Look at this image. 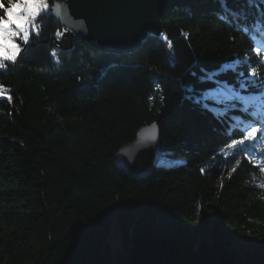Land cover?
I'll use <instances>...</instances> for the list:
<instances>
[{
	"label": "trees",
	"instance_id": "16d2710c",
	"mask_svg": "<svg viewBox=\"0 0 264 264\" xmlns=\"http://www.w3.org/2000/svg\"><path fill=\"white\" fill-rule=\"evenodd\" d=\"M52 1L0 70V264H264L263 149L227 147L259 123L250 113L264 118V88L239 87L252 67L264 75L251 27L264 0L181 3L163 36L123 54L53 45ZM226 64V83L201 79ZM151 123L161 156L137 179L115 156Z\"/></svg>",
	"mask_w": 264,
	"mask_h": 264
},
{
	"label": "water",
	"instance_id": "95a60500",
	"mask_svg": "<svg viewBox=\"0 0 264 264\" xmlns=\"http://www.w3.org/2000/svg\"><path fill=\"white\" fill-rule=\"evenodd\" d=\"M180 1L188 0H54L53 18L66 30L53 44L70 50L77 37L105 52L134 51L149 35H162V17ZM160 145L158 125H145L117 151L115 163L135 178H145L155 168Z\"/></svg>",
	"mask_w": 264,
	"mask_h": 264
},
{
	"label": "snow or ice",
	"instance_id": "6c2138e0",
	"mask_svg": "<svg viewBox=\"0 0 264 264\" xmlns=\"http://www.w3.org/2000/svg\"><path fill=\"white\" fill-rule=\"evenodd\" d=\"M219 2L225 11L232 12L231 9L227 8L226 0H219ZM248 2L249 4H254V0H248ZM48 7L47 0H0V70L7 69L8 64L6 62H11L15 65L18 57L26 50L18 41L23 42V45L27 46L33 33L37 37L40 35L42 13H46ZM218 15L222 20L227 19L223 12L218 13ZM262 25H264V18H259L251 27L264 31V28L261 27ZM244 30L247 31L248 28L246 27ZM56 35L60 36L62 33L57 32ZM168 48H172L171 41L168 43ZM254 51L258 57L261 56L259 47L255 48ZM55 55L54 51L53 56ZM259 63H264V60L259 61ZM232 67L233 65L226 64L218 72H206L201 79L214 80L217 85H221L226 82L217 79L220 72H227ZM239 75L243 77L245 74L241 72ZM239 87L241 89L248 87L264 88V75L258 72L257 67H252L247 80H240ZM2 98H6L8 101L12 100L10 89L0 83V99ZM230 99L243 101L245 104L249 103L250 100L248 97L239 95V92H233ZM204 100L205 97L202 95L197 102H203ZM232 106L234 107L235 105ZM257 133L264 135V126L257 127V123L253 122L240 133L241 139H233L227 147L247 153L249 151L248 143L256 141ZM235 170V168L232 169L233 172ZM201 171L203 172L204 169H201ZM261 187H264V185H261Z\"/></svg>",
	"mask_w": 264,
	"mask_h": 264
},
{
	"label": "bare ground",
	"instance_id": "6f19581e",
	"mask_svg": "<svg viewBox=\"0 0 264 264\" xmlns=\"http://www.w3.org/2000/svg\"><path fill=\"white\" fill-rule=\"evenodd\" d=\"M58 2H61L62 0H57ZM135 177V176H134Z\"/></svg>",
	"mask_w": 264,
	"mask_h": 264
},
{
	"label": "rangeland",
	"instance_id": "374dc122",
	"mask_svg": "<svg viewBox=\"0 0 264 264\" xmlns=\"http://www.w3.org/2000/svg\"><path fill=\"white\" fill-rule=\"evenodd\" d=\"M19 43H20V41H18ZM6 63H8V62H6ZM9 63H11V62H9Z\"/></svg>",
	"mask_w": 264,
	"mask_h": 264
}]
</instances>
